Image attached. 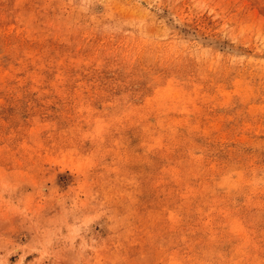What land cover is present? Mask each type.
<instances>
[{"label":"rangeland","instance_id":"obj_1","mask_svg":"<svg viewBox=\"0 0 264 264\" xmlns=\"http://www.w3.org/2000/svg\"><path fill=\"white\" fill-rule=\"evenodd\" d=\"M0 264H264V0H0Z\"/></svg>","mask_w":264,"mask_h":264}]
</instances>
